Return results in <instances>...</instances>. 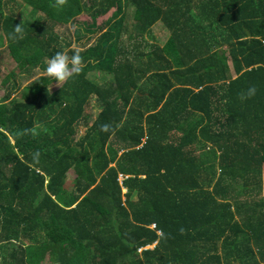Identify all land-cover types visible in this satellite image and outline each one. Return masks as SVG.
Returning <instances> with one entry per match:
<instances>
[{
  "label": "trees",
  "instance_id": "1",
  "mask_svg": "<svg viewBox=\"0 0 264 264\" xmlns=\"http://www.w3.org/2000/svg\"><path fill=\"white\" fill-rule=\"evenodd\" d=\"M1 84L0 264H264V0H0Z\"/></svg>",
  "mask_w": 264,
  "mask_h": 264
},
{
  "label": "rangeland",
  "instance_id": "2",
  "mask_svg": "<svg viewBox=\"0 0 264 264\" xmlns=\"http://www.w3.org/2000/svg\"><path fill=\"white\" fill-rule=\"evenodd\" d=\"M24 8H23L22 11L24 12V16H25V15H28L30 11L28 9H24ZM108 16H109V14L108 15H105L103 17H100L99 18V22H102V20H105ZM81 18L83 20L88 19L87 16H82ZM159 27L160 26H156L155 29H154V34H155L156 38L158 39L157 40L158 42L151 40L153 38H148V40L150 42L153 41V42L158 43L159 45H162V43L165 41V37L167 36V34L163 30H161ZM70 29L73 30V27H71ZM31 54H32L31 57L29 56L28 60L26 61L27 63L30 62V61H34L36 59H39L40 56H41V52H39V51L34 52V53L31 52ZM14 64H16V65L19 64L18 66H16V70H15L16 73H18L21 69H23L26 66V63H15L14 62ZM12 68L14 69L15 66H13V67H10L9 66L8 67V70L10 71V70H12ZM41 74L46 75L45 73H41ZM88 77L91 80H93V81H97V84H102L103 82L109 81L111 79V74L106 73V72H103V71H100V70H94V71H92L91 73L88 74ZM62 83H63V81H56V82H53V83L51 82L50 85H49V89L51 91H54ZM2 90H3V85L1 84L0 85V91H2ZM28 95H29L28 90L27 89H23L22 90V96L25 97V98H27ZM91 108L93 109L92 110L93 113H96V110H97L98 107H97V105H96V103L94 101L91 102ZM78 131H79L78 132V137H81L82 135H84L86 129L83 128V127H81ZM262 176H263V184H262V190H263V192L262 193L264 195V167H263V171H262ZM120 180H121V178H120ZM239 186H240V184H239ZM53 252H54V248L53 247H50V248H48L46 250V252L43 255V264H50L51 255L53 254Z\"/></svg>",
  "mask_w": 264,
  "mask_h": 264
},
{
  "label": "clouds",
  "instance_id": "3",
  "mask_svg": "<svg viewBox=\"0 0 264 264\" xmlns=\"http://www.w3.org/2000/svg\"><path fill=\"white\" fill-rule=\"evenodd\" d=\"M57 2H59V0H57ZM13 31L19 32V26L17 25ZM69 65H71L73 73H78L80 71L81 59L78 52L74 51L69 57L65 51H57L48 59L44 68V73L51 79L64 81L70 75ZM254 92V87H249L247 90L248 95H252ZM104 127L106 126H102V130Z\"/></svg>",
  "mask_w": 264,
  "mask_h": 264
},
{
  "label": "crops",
  "instance_id": "4",
  "mask_svg": "<svg viewBox=\"0 0 264 264\" xmlns=\"http://www.w3.org/2000/svg\"><path fill=\"white\" fill-rule=\"evenodd\" d=\"M3 59H5V60H6L7 58H5V57H4ZM1 61H2V60H1ZM15 65H16V64H14V62L11 60V63L9 64V66H10V67H13V66H15ZM16 66H17V65H16ZM16 74H17V73H16ZM16 74H15V76H16ZM5 87H6V85H5ZM4 89H5V88L3 87V90H2V91H0V95H2V94H3V92H4Z\"/></svg>",
  "mask_w": 264,
  "mask_h": 264
},
{
  "label": "water",
  "instance_id": "5",
  "mask_svg": "<svg viewBox=\"0 0 264 264\" xmlns=\"http://www.w3.org/2000/svg\"><path fill=\"white\" fill-rule=\"evenodd\" d=\"M248 35H249V33H248Z\"/></svg>",
  "mask_w": 264,
  "mask_h": 264
}]
</instances>
